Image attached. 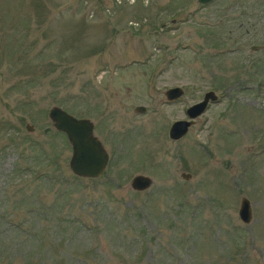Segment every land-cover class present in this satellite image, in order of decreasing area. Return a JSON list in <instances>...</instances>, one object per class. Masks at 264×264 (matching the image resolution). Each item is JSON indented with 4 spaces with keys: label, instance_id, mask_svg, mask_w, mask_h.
Listing matches in <instances>:
<instances>
[{
    "label": "rangeland",
    "instance_id": "rangeland-1",
    "mask_svg": "<svg viewBox=\"0 0 264 264\" xmlns=\"http://www.w3.org/2000/svg\"><path fill=\"white\" fill-rule=\"evenodd\" d=\"M53 105L93 121L101 175ZM0 264H264V0H0Z\"/></svg>",
    "mask_w": 264,
    "mask_h": 264
},
{
    "label": "water",
    "instance_id": "water-1",
    "mask_svg": "<svg viewBox=\"0 0 264 264\" xmlns=\"http://www.w3.org/2000/svg\"><path fill=\"white\" fill-rule=\"evenodd\" d=\"M207 3L211 0H198ZM257 47L253 45L252 48ZM165 96L168 100L178 98L183 93L180 86H171L165 90ZM217 93L210 89L207 90L202 99L189 105L185 112L187 118L174 120L168 129L169 137L178 139L188 131L189 126L195 118L207 108L209 101H216ZM139 111H144L143 105L136 107ZM48 116L52 125L58 131L64 133L71 144V155L69 158V167L71 171L81 177H97L105 170L109 161V154L100 138L94 133V123L87 117H78L71 114L61 106L53 105L48 110ZM31 129V125H27ZM181 176L189 178L188 172H182ZM152 179L148 175L135 174L130 181L133 189H145L151 185ZM239 216L244 222H249L251 218V204L247 197L242 196L239 206Z\"/></svg>",
    "mask_w": 264,
    "mask_h": 264
},
{
    "label": "trees",
    "instance_id": "trees-1",
    "mask_svg": "<svg viewBox=\"0 0 264 264\" xmlns=\"http://www.w3.org/2000/svg\"><path fill=\"white\" fill-rule=\"evenodd\" d=\"M63 134V133H62ZM67 217V216H66ZM68 221H70V222H72V223H74L75 221L77 222V224H79V220L78 219H68Z\"/></svg>",
    "mask_w": 264,
    "mask_h": 264
},
{
    "label": "built area",
    "instance_id": "built-area-1",
    "mask_svg": "<svg viewBox=\"0 0 264 264\" xmlns=\"http://www.w3.org/2000/svg\"><path fill=\"white\" fill-rule=\"evenodd\" d=\"M129 2L133 1V0H128Z\"/></svg>",
    "mask_w": 264,
    "mask_h": 264
},
{
    "label": "flooded vegetation",
    "instance_id": "flooded-vegetation-1",
    "mask_svg": "<svg viewBox=\"0 0 264 264\" xmlns=\"http://www.w3.org/2000/svg\"><path fill=\"white\" fill-rule=\"evenodd\" d=\"M258 47V46H257ZM173 100H175V99H173Z\"/></svg>",
    "mask_w": 264,
    "mask_h": 264
}]
</instances>
